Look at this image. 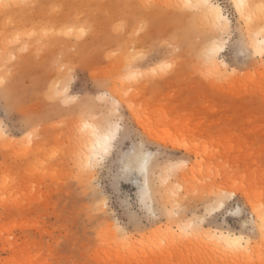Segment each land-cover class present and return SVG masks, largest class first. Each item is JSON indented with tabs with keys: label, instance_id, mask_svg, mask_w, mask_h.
Returning a JSON list of instances; mask_svg holds the SVG:
<instances>
[{
	"label": "rangeland",
	"instance_id": "1",
	"mask_svg": "<svg viewBox=\"0 0 264 264\" xmlns=\"http://www.w3.org/2000/svg\"><path fill=\"white\" fill-rule=\"evenodd\" d=\"M249 1L244 35L258 50L264 0ZM184 2L0 0V264H264V60L241 55L238 31L212 32ZM209 37L226 38L227 71L203 61ZM57 88L70 103L53 99ZM112 97L122 106L114 144L82 167L81 120L103 124ZM141 145L151 154L145 197ZM225 191L242 214L218 222L243 230L244 254L206 230L179 231Z\"/></svg>",
	"mask_w": 264,
	"mask_h": 264
},
{
	"label": "snow or ice",
	"instance_id": "2",
	"mask_svg": "<svg viewBox=\"0 0 264 264\" xmlns=\"http://www.w3.org/2000/svg\"><path fill=\"white\" fill-rule=\"evenodd\" d=\"M177 7L182 10H188L196 13H202L204 18L208 20L210 26L217 31H227L235 35L239 32V39L237 41V47L240 50V54L248 55H258L262 60H264V43H261L259 49H255L253 44L250 43V37H245L244 35V21L247 20L251 23L252 20V6L246 3V0H236L234 6L229 5L227 8L218 0H197L196 3H192L191 0H185L181 5ZM233 7L235 9V15L233 14ZM261 14L264 15V5L260 6ZM239 17L238 19L236 17ZM261 40H264V28L261 29L260 34ZM246 49H251V51H245ZM222 51L221 44L218 41L213 40L211 37L205 41V46L201 52V57L207 62L219 61L220 56L218 55ZM172 67L171 63L164 62L161 64L160 71L166 72ZM228 65H224V70L227 71ZM135 75L130 74L127 79H135ZM53 99L59 103L68 104L71 102L72 98L70 93L66 90L61 92L59 88L52 94ZM105 99H108L105 96ZM121 104L114 97L110 100V105L106 108V118L103 124L95 122V118L89 116L82 118L80 124L81 133L87 137L85 147L87 142L92 143V150L87 153L88 157V167L93 164V158L97 164L103 162L104 156H106L110 148L114 144L116 135L119 132L121 124L119 118L121 115ZM115 125V130L113 129ZM4 130L0 128V134ZM31 133H29V136ZM100 148L102 151H97ZM137 160H142V167L146 166L148 163V157L151 155L148 153L143 145H141L139 152L135 153ZM81 165L83 167V157L81 158ZM180 167V163L171 164L162 173V182L167 184L169 178L173 171ZM124 172L131 171V165L122 169ZM126 176L117 175L115 181H120L126 179ZM115 186V183H114ZM175 196V193L171 194ZM231 195H234L231 194ZM230 199V194L228 192H223L219 196L215 193L212 197L206 199L203 204L205 206V211L202 216L192 219H186L180 221L179 231L182 234H190L193 230L207 231L213 240H218L222 246L232 249H241L245 245V236L243 235V230L240 233L232 231L224 225H221L219 221L220 216L225 214L231 216H239L242 214V210L237 208L234 212L230 210V205L227 201ZM97 200L103 202L105 208L108 206V194L107 192L101 191L97 194ZM165 212H169L172 215L179 217V210L177 207L164 206L162 209ZM246 226V225H245ZM261 231L264 232V224H261Z\"/></svg>",
	"mask_w": 264,
	"mask_h": 264
},
{
	"label": "bare ground",
	"instance_id": "3",
	"mask_svg": "<svg viewBox=\"0 0 264 264\" xmlns=\"http://www.w3.org/2000/svg\"><path fill=\"white\" fill-rule=\"evenodd\" d=\"M185 1V0H184ZM235 1V3H236V0H234ZM191 2L192 3H196L197 2V0H191ZM249 0H246V3H248L249 4ZM200 16H202L203 18H204V16H203V14L202 13H200ZM205 19V18H204ZM207 20V19H206ZM200 21V20H199ZM198 21V22H199ZM208 21V20H207ZM209 25V24H208ZM212 28V27H211ZM214 29V28H213ZM210 31V30H209ZM211 31H212V29H211ZM212 32H216V33H220L221 31H217V30H215L214 29V31H212ZM226 33V31H222L221 33ZM213 40H215V41H218L220 44H221V47H222V51L221 52H223L224 51V48H225V41H226V38H224V39H219V38H217V37H215V38H213ZM253 42H257L256 40H253ZM256 44V43H255ZM204 48V47H203ZM202 48V49H203ZM220 52V53H221ZM219 53V54H220ZM218 54V55H219ZM203 61L204 62H207V61H205L204 59H203ZM216 62L217 61H212V62H207V63H209V65H211V66H213V65H215L216 64ZM217 63H219L220 64V66H222L223 68H224V65H225V63L222 61V60H219ZM225 71V70H224ZM62 92H64V90L62 91ZM113 129L115 130V125H113ZM115 141V140H114ZM91 150H92V143L89 141L88 143H87V146L85 147V144H84V146H83V151H84V153H85V159H86V161H83V164L86 166L87 164H88V157H87V153H90L91 152ZM97 151H102V149H100V148H98L97 149ZM95 160V158H93V161ZM142 164H143V161L141 160V162H140V172L143 174V176H144V183H143V186H142V191H141V196L142 197H145L146 195H148V193H149V189H148V186H147V177H146V172H147V165L146 166H144V167H142ZM148 164V163H147ZM171 164H173V163H171ZM181 165L182 166H185V163H182V162H180V167H181ZM180 167L179 168H177L176 170H178V169H180ZM182 169V168H181ZM198 233H201V231H199V230H193L189 235H188V237L189 238H191V237H195L196 235H199ZM208 237H209V239L210 240H213L212 238H211V236L210 235H208ZM214 241V243L215 244H217V246H220V247H223V248H225V249H227V253H232V254H234V253H236L237 252V254H244V253H246V250H251V246H250V241L248 240V239H246L245 238V245H244V247L243 248H241V249H232V248H227L226 246H222L220 243H219V241L218 240H213ZM253 248V247H252ZM236 255V254H235Z\"/></svg>",
	"mask_w": 264,
	"mask_h": 264
}]
</instances>
